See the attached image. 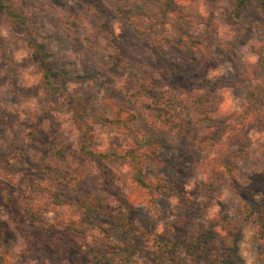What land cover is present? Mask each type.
<instances>
[{
	"label": "rangeland",
	"instance_id": "rangeland-1",
	"mask_svg": "<svg viewBox=\"0 0 264 264\" xmlns=\"http://www.w3.org/2000/svg\"><path fill=\"white\" fill-rule=\"evenodd\" d=\"M8 2L26 13L25 27L36 28V39L49 59L70 77L62 83V99L69 95L88 99L93 115L117 116L118 111H124V114L135 113L143 120L146 113L148 121L162 122L164 126L177 124V129L182 128L179 143L169 142V132L164 130L148 138L150 149H156L153 151L156 161L147 165L145 172L149 179L171 187L170 192L159 194L154 209L143 201L144 194L133 189L131 179L121 188L132 194L137 203L133 215L135 225L170 240L179 239L181 246L176 256L185 264H212L221 260L228 252V241L234 237L231 230L236 229L240 240L233 262L242 264L240 245L245 239V230L253 231V239L257 235L253 226L241 222V206L244 200L263 194V186L256 180L260 169L247 174V187L241 186L237 179L231 181L241 203L225 204L223 199H217L227 193L228 181L221 180L208 187L201 165L219 153V144L225 142L227 135L212 148L200 146V138L204 136L201 133L210 132L208 123L200 119L207 114L219 119L238 111L248 104L252 88L263 83L259 51L264 45V4L251 0L245 14L234 16L232 0H183L184 4L200 5V9L192 11L185 10L177 0H72L71 4L69 0H45L51 10H59L62 15L41 17L37 12L41 0ZM120 21L124 23L117 32L114 24ZM7 29V20L0 16L3 39ZM15 35L26 45L23 34ZM24 51L27 57L23 63L11 62L15 53L11 59L7 52L4 58L0 56V165L13 164V172L6 169L9 174L23 173L34 183L32 177H37L38 173L32 169L39 165L26 154L18 155L25 150L14 138L17 132L21 136L27 132L31 137L30 130L38 124L32 126L26 113L35 112L41 105L44 108L50 100L40 84L30 52L27 48ZM249 57L256 58V62L252 63ZM136 63L138 65L132 69L128 67ZM137 68L144 71L149 90L158 97L157 103L164 111L159 112L153 99L141 92L143 73ZM211 72L221 74L210 78ZM141 98L151 103L142 102ZM221 102L227 105L226 109L220 108ZM53 104L57 120L64 128L70 116L59 101L53 100ZM168 106L171 108L167 109ZM175 120L180 122L175 123ZM144 126L148 127L147 121ZM260 126H252L246 135L251 142L252 155L264 154V128ZM97 127L104 129L96 126L95 132ZM50 133L42 134L32 145V150H39L42 159L49 151ZM67 139L63 136V152L75 165L70 167L77 171L73 176L79 181L74 190L78 195L65 199L66 194L60 193L63 201L76 203L91 197L98 190L100 180L96 165L80 155L77 143H67ZM113 143L117 148L123 147L118 139ZM101 146L102 142H97L95 137V147ZM111 167L114 171L115 163ZM43 171H52L51 165L45 166ZM214 208L220 210L215 217ZM226 208L229 215H224ZM107 212L94 218V222L109 231L114 242L134 244L137 261L155 264L154 250L145 237L141 233H123L109 216V210ZM220 218L228 225L221 224ZM48 219L53 221L55 215L50 214ZM91 234L88 231L85 238L75 236L71 248L57 236L51 237L48 241L50 257L45 258L47 264H90L84 260L79 263L72 249L80 247L84 251ZM207 235V253L189 256L184 248L185 239Z\"/></svg>",
	"mask_w": 264,
	"mask_h": 264
},
{
	"label": "trees",
	"instance_id": "trees-1",
	"mask_svg": "<svg viewBox=\"0 0 264 264\" xmlns=\"http://www.w3.org/2000/svg\"><path fill=\"white\" fill-rule=\"evenodd\" d=\"M258 2L264 4V0H258ZM232 4V14L238 16L247 12L251 0H232ZM0 16L7 20L8 28H11L12 33L24 35L26 48L36 65L40 84L48 100H50L42 109V115L33 117L34 123H32V126H35L48 120L54 124V128L50 133L49 151L43 158L55 157L61 161H67L63 152V140L61 139L63 127L54 113L56 106L53 104V100H57L62 109L69 114L70 121L77 125L75 133L78 134L77 148L80 155L85 160L95 164L99 174L100 182L98 190L86 200L71 203L81 212L78 221H65L62 225H58L56 217L53 221H50L47 217V222L41 224L37 218H33L36 220V223L32 225L36 229L33 235L34 238L41 242L42 256L44 258L50 257L51 247L48 245V241L51 237L57 236L60 242H66L67 246L71 248L70 246H73L72 239L75 236L85 238L86 233L89 231L90 233L98 234V237L101 234L103 236L98 240H94L92 235H90L89 244L84 251L80 247L72 249L74 252H71H73L72 254L78 259L79 263H81V260H84L90 264H148L147 262L140 263L137 261V250L134 244L114 242L111 233L106 231L100 223L94 222V218L108 213L107 210H109V216L113 217L123 233L127 235L141 233L145 237L154 250L155 264H185L181 258L176 256L181 246L179 239L170 240L161 234L154 233L151 229L142 231L135 225L133 215L137 203L133 200L132 194L125 193L116 183L117 174L109 166V163L105 162L108 160V156L105 153H98L94 150L98 149L95 147V136L93 135L96 126L106 128L113 125L119 126L125 122L133 123L139 119L138 115L135 113L124 114V111H118L117 116H107L105 114L93 115L90 113V102L88 99L75 95H69L66 99H62V83L70 80V77L65 72L60 71L55 63L49 59L43 47L36 39V28L32 25L25 27L27 24L26 13L21 8L10 4L8 0H0ZM3 46L4 39L0 35V47ZM259 53L260 72H264V45L261 47ZM0 56L4 58V54ZM136 65L138 64H132L128 67L132 69ZM137 71L141 74L143 73L140 78L141 92L148 98L153 99L156 105L155 108L159 112L164 111L157 103L158 97L151 94L148 86L149 81L144 71L140 68H137ZM168 108L171 107L168 106ZM200 120L206 121L210 128V132L200 138V146L212 148L223 140L225 134L227 135L225 142L219 144V153L204 161L201 165L206 185L213 187L221 180H226V175L231 177V172L233 171L232 161L235 158L234 154L243 155L250 152L251 142L246 136L250 128L255 125H261L260 127L264 128V81L252 88L248 95V104L242 106L238 111L231 112L219 119H215L207 114L202 116ZM169 124H171L172 128L177 129V124L168 123L167 125ZM146 147L151 148L150 139L147 140ZM150 159L152 162L156 161V155L153 152ZM145 167L136 174L135 180H131V184L137 193L141 192L144 194L143 201L154 209L159 194L170 192L171 187L167 183L149 179L145 172ZM0 169H7L13 172L15 166L9 163L5 167L0 165ZM73 173L76 174L77 171L69 166V170L61 176L62 182L67 181L64 185L65 188H68L71 184H76V188L79 185V181L76 176H73ZM235 180V177H231V181ZM256 180L262 184L263 187L261 189L264 194V170H260L257 173ZM235 184L237 185V182ZM235 184L234 186H236ZM55 202L57 206L61 202L68 204L66 201H63L60 192L55 194ZM241 209V222L243 221L245 224L253 226L256 235L264 239V199H246L242 202ZM219 222L223 225H228L222 218H220ZM231 232L234 237L227 243L228 252L221 260H216L212 264H234L233 258L235 253H237V242L240 240V237H238L239 234L236 229H232ZM208 238V235L199 239L193 236L187 237L184 242L186 253L191 257L207 253Z\"/></svg>",
	"mask_w": 264,
	"mask_h": 264
},
{
	"label": "clouds",
	"instance_id": "clouds-1",
	"mask_svg": "<svg viewBox=\"0 0 264 264\" xmlns=\"http://www.w3.org/2000/svg\"><path fill=\"white\" fill-rule=\"evenodd\" d=\"M69 3L71 4L72 0H69ZM177 3L182 4L187 11L200 9L199 4H184L183 0H177ZM37 12L41 17L62 15L59 10H51L45 0H41ZM123 23V21H120L114 24L117 32L121 30ZM3 36L4 46L0 47V55L7 52L9 59H11L12 53H15L14 60L11 62L23 63L27 57V53L24 51L27 46L20 42L19 38L12 33L10 27L3 32ZM248 59L252 63L256 62L254 57ZM220 74V72H211L210 78ZM8 91L9 89L6 88L5 92ZM221 95L226 94L222 93ZM141 100L142 102L151 103V101H143V98ZM219 106L222 110L227 108V105L223 102ZM42 108L43 105L36 107L35 112L29 111L26 113L29 123H34L33 117L42 115ZM138 110L143 111L142 109ZM145 121L148 123L147 128L144 126ZM179 122V120H175V123ZM76 127L77 125L70 120L64 122L62 131L63 136L68 137L67 143H73L74 145L77 143ZM53 128V122L45 121L30 130L31 137L27 135V132H24L22 136L17 132V137L14 138L16 142L23 145L25 150L24 153L18 155L26 154L39 165L38 168L34 167L32 169L33 172L38 173L37 177H32L34 183H30L23 173L9 175L6 170L0 169V264H47L41 254V242L33 235L36 231L32 227L36 223L33 218H37L43 224L47 222V217L50 214H54L56 223L62 225L65 221H78L81 215V212L73 204L61 202L57 206L55 202L57 192H64L66 194L65 199H68L69 195H78L74 191L76 184H71L68 188H65L64 185L67 181L62 182L60 179L69 170V166L75 167L71 157L66 162L55 157L42 159L39 150L35 152L32 150L33 143L41 138L42 134H49ZM161 130L169 132V142L179 143V136L183 135L182 128L175 129L172 128L171 124L164 126L162 122L148 121V114L146 113L143 115V120L138 119L133 123L125 122L119 126H109L104 128L103 131L97 127L93 135L97 137V142H102V146L94 150L108 156V160L105 162L109 163L110 167L112 166L110 162L115 163L116 183L121 188H124L130 179L135 180L136 174L142 168L152 164L150 157L156 149L147 148V140L155 132ZM207 134V132L201 133V135ZM63 136L61 137L62 140ZM117 139L123 147H116L113 141ZM76 150L78 151V148ZM234 155L231 177H235L241 186L247 187V174L256 169L264 170V154L252 155L251 152H248L243 155ZM13 160L15 161V157H13ZM46 165H51L52 171L45 173L43 168ZM231 177L225 176L228 181L226 184L227 193L218 196L217 199H223L225 204H239L241 203L239 193L231 187ZM82 178L81 176L80 179ZM256 199H264V194L257 196ZM173 203H178V201H173ZM219 211V208H214L213 216L215 217ZM229 214L226 208L224 215ZM91 235L94 240L99 239L98 234L93 233ZM244 235L245 239L240 245L242 264H264V239L259 236L253 239V231L250 230H245Z\"/></svg>",
	"mask_w": 264,
	"mask_h": 264
}]
</instances>
